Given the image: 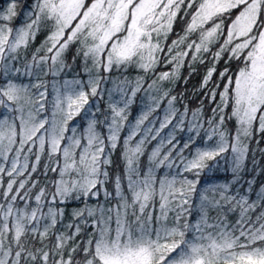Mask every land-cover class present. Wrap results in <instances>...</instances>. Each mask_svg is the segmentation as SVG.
<instances>
[{"label":"snow or ice","instance_id":"6c2138e0","mask_svg":"<svg viewBox=\"0 0 264 264\" xmlns=\"http://www.w3.org/2000/svg\"><path fill=\"white\" fill-rule=\"evenodd\" d=\"M208 56L200 90L214 106L188 119L165 83ZM253 141L264 0L0 6V264H264V183L244 179ZM220 167L231 179L205 181Z\"/></svg>","mask_w":264,"mask_h":264},{"label":"trees","instance_id":"16d2710c","mask_svg":"<svg viewBox=\"0 0 264 264\" xmlns=\"http://www.w3.org/2000/svg\"><path fill=\"white\" fill-rule=\"evenodd\" d=\"M5 3V0H0V6H2ZM23 22V16H21L19 19L15 20L13 23L15 25H19L20 23ZM180 31V25H177V32ZM46 33L41 32L35 39V42L32 44L31 48L29 49V52L34 51L36 47H38L43 40L45 39ZM172 38H175L173 36ZM75 54V50L73 49L70 53L67 54V59L69 62H71V57L72 55ZM187 59V58H186ZM226 59V58H225ZM211 66V57L208 56L206 59V62L204 64H195L193 67L195 68V71H192L191 68H189L187 65L181 69V75L182 77H188V79L185 81L184 79H180L177 82H174V84H168L167 82L165 83V87H172V95H177L179 96L180 94L182 95V98L179 99L176 107L180 109V111H183V106L187 105L188 108L190 109L189 116L187 117L188 119L191 118L190 113L192 110H196L197 108H202L203 115L205 118L211 115V108L214 105H211L208 102V97L204 95V91L200 90V84L203 80L204 75L206 74L208 68ZM225 66L224 60H221L218 64V69L223 70ZM232 68L235 70V61L232 62ZM158 71H166L169 70L167 66L165 65H158L157 67ZM189 73L191 75L189 76ZM84 79H87L86 76L81 74ZM114 77L117 75L115 71H113L112 74ZM126 75H128L130 78H135L137 75V72L135 69H130ZM216 79H218V74L216 75ZM109 87L111 85H108ZM209 86H213L212 82H210ZM218 99V98H217ZM143 100H138V102L133 106L134 108V113L132 119H134L135 115L139 114V111L143 109ZM166 103V102H165ZM79 124V120L77 121ZM234 125V121L232 122ZM127 133L124 132L122 135H126ZM259 137H257V140ZM251 148L254 150L249 153V156L247 158V166L249 169L253 167V164L255 162V166L257 167L258 171L257 173H251L250 171L244 174V179H249V178H254L255 183H264V174L259 173L260 168H264V154H261L259 149L264 148V142L257 143L253 141L251 143ZM253 157H255V161H253ZM115 161H118V153L113 157ZM221 164L223 165V161H221ZM6 179V178H5ZM205 181H208L209 179L213 181H218V182H226L227 180L231 179V174L229 172H225L223 167L213 169L211 172H208L206 176L204 177ZM43 183V181H41ZM242 190L246 188V185L241 182V185L239 186ZM36 191V190H34ZM96 201L93 200L90 203H95ZM81 202L73 201L69 204L67 211L68 213H71L72 209L75 207L80 206ZM231 219H235V217H232ZM69 220L68 218L65 219L64 223H68ZM89 231L91 229L89 228Z\"/></svg>","mask_w":264,"mask_h":264}]
</instances>
